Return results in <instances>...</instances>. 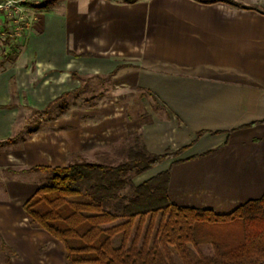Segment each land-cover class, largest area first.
Listing matches in <instances>:
<instances>
[{"label":"crops","instance_id":"obj_1","mask_svg":"<svg viewBox=\"0 0 264 264\" xmlns=\"http://www.w3.org/2000/svg\"><path fill=\"white\" fill-rule=\"evenodd\" d=\"M42 4L0 63V141L17 137L0 148V233L13 264H65L63 243L31 227L23 209L40 186L32 174L41 171L29 168L66 165L138 133L151 152L184 148L174 160L217 148L171 167L175 204L228 214L264 194V10L197 0ZM92 78L107 86L95 105L68 112L83 116L35 113ZM29 109L48 125L23 135Z\"/></svg>","mask_w":264,"mask_h":264},{"label":"trees","instance_id":"obj_2","mask_svg":"<svg viewBox=\"0 0 264 264\" xmlns=\"http://www.w3.org/2000/svg\"><path fill=\"white\" fill-rule=\"evenodd\" d=\"M197 1H225L241 6L231 0ZM67 95L35 113L48 116ZM16 140L12 137L0 141V148ZM125 141V157L115 164L90 162L77 154L66 165L29 168L43 171L48 177L24 202L23 209L31 227L44 229L63 243L65 264H264V194L228 214L178 205L169 197L171 167L214 153L217 148L174 160L167 169L135 183V176L184 148L173 153L151 152L141 133L122 140ZM235 220L242 224L239 237L224 236L219 228L215 231V224ZM202 244H211L213 252L203 253ZM190 245L198 250L196 257ZM0 249L6 253V264H13L15 252L1 233Z\"/></svg>","mask_w":264,"mask_h":264},{"label":"rangeland","instance_id":"obj_3","mask_svg":"<svg viewBox=\"0 0 264 264\" xmlns=\"http://www.w3.org/2000/svg\"><path fill=\"white\" fill-rule=\"evenodd\" d=\"M233 1L235 4L237 5H241V6H251V7H255L258 8L260 10H264V0H231ZM36 3H34L35 5ZM27 6L30 7L29 9V15L32 14V10L35 7L31 6V3L28 4ZM37 9V8H35ZM20 19V18H19ZM17 16H9V17H3L1 25H0V63H2L5 59V57L11 53L12 49L15 50V52H17V48L19 47V44H17V42L20 40V38L23 36L25 30L27 29L28 25L27 23L29 22V20H33V16H27L26 14L24 15V18L19 20ZM85 77H89L90 75H84ZM78 85H85L86 86L82 88V91H78V93L75 92V94L70 95L68 97H66L64 100H61L60 102H58L57 104L54 105V107L52 108L53 112L52 115L55 116V114H62L63 116H67V121H70L71 118H77L80 116H83V114H79V113H68L71 109L73 110H80V109H85L87 107L93 106L97 103V101L99 100V96L101 95L102 90H105L103 87L107 86V84L102 83L100 81H98L95 78H92L90 80H88L87 82L85 81H78L77 82ZM129 101H131V106L132 107V113H135V103L137 102L135 97H132L130 99H127ZM148 107L149 109H153L154 103L152 102V99H148ZM133 104V106H132ZM143 109V108H141ZM157 112V111H156ZM85 115V114H84ZM33 116V117H32ZM23 117V123L25 122V125L27 124V126H25L23 128V130L21 131V133L23 135L28 134L29 129H32L34 127H40V126H47L48 123L47 121H42L37 115L34 116V113L32 110H28L26 113H24L22 115ZM57 120H54L52 123H56ZM72 121V120H71ZM51 125V124H49ZM127 145V141L122 142L120 141L119 143L113 144V145H109V146H105L102 148H98L95 150H90V151H85L83 152V157L84 159L90 161V162H106V163H111V164H115L118 163L119 161H121L124 157H125V150L122 149L123 147ZM171 153L175 152L176 150H167ZM166 152V151H165ZM164 153V152H163ZM182 155V151L177 154V155H173L169 158H167L166 160L162 161L159 165L155 166L154 168H152L149 171H146L142 174H139L137 176L134 177V182L135 183H140L143 180L157 174L158 172L167 169L171 162ZM193 175L196 179V168L195 169H191L187 171L188 177H190V175ZM37 178H39V182L40 184L45 183L46 178L48 177V174L41 171V172H35L34 174ZM192 196H197V194L193 193L191 194ZM118 222V221H117ZM116 223V222H115ZM215 231H217L216 229H222L223 230V235L224 236H230V237H239L240 236V232H242V224L240 221L235 220V221H231L228 223H217L214 226ZM212 228V229H214ZM55 240L62 244L59 240H57L55 238ZM54 245L56 246V243H54ZM63 245V244H62ZM53 246V244L51 243V245H49V249ZM47 247L46 244L42 245L40 250L43 251L45 250V248ZM190 249L192 251V254L194 257L197 256V249L193 246L190 245ZM200 250L205 253V254H211L213 252V247L211 244H202L200 245ZM54 253H61V250L58 248H54L52 249L51 254ZM175 256V260H177L179 262V256L178 254L175 252L174 253ZM0 264H6V253L0 249Z\"/></svg>","mask_w":264,"mask_h":264},{"label":"built area","instance_id":"obj_4","mask_svg":"<svg viewBox=\"0 0 264 264\" xmlns=\"http://www.w3.org/2000/svg\"><path fill=\"white\" fill-rule=\"evenodd\" d=\"M42 2L43 0H0V25L3 17L17 16L18 19H22L24 18L25 14L29 16L30 7L27 5L31 3L32 7L37 8L36 6H34V3H36L35 5H41ZM30 24L31 19L29 20L27 25Z\"/></svg>","mask_w":264,"mask_h":264}]
</instances>
